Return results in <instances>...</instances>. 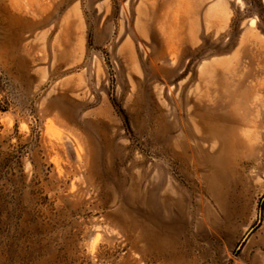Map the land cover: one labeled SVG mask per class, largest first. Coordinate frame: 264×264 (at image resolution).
Instances as JSON below:
<instances>
[{"label":"rangeland","instance_id":"rangeland-1","mask_svg":"<svg viewBox=\"0 0 264 264\" xmlns=\"http://www.w3.org/2000/svg\"><path fill=\"white\" fill-rule=\"evenodd\" d=\"M257 138L264 0H0V264H236L264 237Z\"/></svg>","mask_w":264,"mask_h":264},{"label":"bare ground","instance_id":"bare-ground-1","mask_svg":"<svg viewBox=\"0 0 264 264\" xmlns=\"http://www.w3.org/2000/svg\"><path fill=\"white\" fill-rule=\"evenodd\" d=\"M165 50L167 53H177V51L179 50V45L176 42L167 41ZM207 73L208 72H205L202 75V81L205 86L203 85L204 89H203L202 95L200 96L201 108L199 111V115L201 118L200 120H201L202 127L204 130L203 136L204 138L212 141L213 148L217 146V143H219V145L221 144L222 146L228 143V146L230 147L231 146V144H229L230 134L232 133L236 134L235 127L231 125L220 124L219 116L217 115V110L219 107L217 106V104L213 107H210V105L207 103L208 101L211 100L210 99L211 91H212V88L216 85V82L218 79V78L214 79L213 77L210 78L206 76ZM226 121L231 122V116L228 115L226 117ZM244 124L249 125L253 133L257 132L258 126L254 118L247 119ZM242 142L247 144L250 147H255L259 153L264 152V145L262 144V142L258 141V138L255 139V141L247 140V141H242ZM214 160H217V157H214ZM155 239L157 241H163V240H166L167 237L164 235L162 236L159 233H157L155 236Z\"/></svg>","mask_w":264,"mask_h":264},{"label":"crops","instance_id":"crops-1","mask_svg":"<svg viewBox=\"0 0 264 264\" xmlns=\"http://www.w3.org/2000/svg\"><path fill=\"white\" fill-rule=\"evenodd\" d=\"M264 237L262 238L261 243H258L254 248V251L251 249H246L244 254L236 262V264H264Z\"/></svg>","mask_w":264,"mask_h":264}]
</instances>
